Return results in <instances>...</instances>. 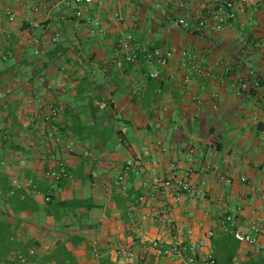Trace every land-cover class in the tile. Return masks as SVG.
Segmentation results:
<instances>
[{"label": "crops", "instance_id": "1", "mask_svg": "<svg viewBox=\"0 0 264 264\" xmlns=\"http://www.w3.org/2000/svg\"><path fill=\"white\" fill-rule=\"evenodd\" d=\"M211 3L93 0L77 17L70 0H0V264H182L144 250L161 237L142 219L152 213L183 240L214 232L197 264H259L264 235L239 244L221 221L230 215L244 230L264 220V0L238 6L221 31ZM179 18L188 26L170 24ZM127 36L175 53L164 68L119 61ZM183 50L201 74L182 65ZM50 107L57 114L44 122ZM171 166L198 194L139 201L146 175ZM60 169L67 176L49 187L44 172ZM121 247L139 259L118 257Z\"/></svg>", "mask_w": 264, "mask_h": 264}, {"label": "built area", "instance_id": "2", "mask_svg": "<svg viewBox=\"0 0 264 264\" xmlns=\"http://www.w3.org/2000/svg\"><path fill=\"white\" fill-rule=\"evenodd\" d=\"M72 3V9L77 17L81 15V11L78 9L81 5H88L92 3L93 0H70ZM253 0H212V3L207 8V14L211 16L214 23V30L221 31L226 23L232 21L236 17V9L238 6L240 8L249 7ZM38 12V9H34ZM8 20H13V15L10 11L7 12ZM173 27H187L188 23L185 19L179 18L170 21ZM37 26V25H36ZM198 26H204V23L200 21ZM38 41L34 40V44ZM175 51L172 49H165L164 47H148L142 44H133L130 37L120 38L116 43V57L119 61H124L130 64L144 65L150 64L155 65L157 68H164L167 63L173 57ZM179 56L182 60V65L188 70L194 68L197 74H201L200 70L197 69L196 56L190 51L183 50L179 52ZM6 55L0 53V62L6 61ZM149 78L159 79L160 74L157 71L151 72ZM183 83L188 84L191 82V77L187 73L183 76ZM241 90L246 91L247 85L242 83ZM57 110L50 107L49 113L43 117L44 122H49L51 118L55 117ZM132 165V161H127L125 164V171L127 172ZM154 165V162H151ZM126 175V174H125ZM66 172L64 169L60 170H49L44 172V179L49 187H53L58 184L63 178H65ZM125 176H120L118 181L121 184V191L126 193L127 186L125 184ZM243 181V179H242ZM13 185L16 188H21V185L17 181H13ZM25 186L35 189L34 185L28 182ZM198 189L192 186L185 178V173L177 174L176 169L171 166L167 174L161 175L157 171L152 170L149 172L148 176L143 183V195L138 199L143 201V199H166L170 196L178 201L183 195L195 196L198 194ZM45 202L50 201L49 194L44 197ZM133 211V206L129 207V213ZM151 217L160 229L161 237L152 240L145 246L144 250H151L153 255L157 258H175L180 259L182 264H197L198 252L203 249L207 240L214 237V232L208 230L204 233V236L197 240H183L181 228L175 226L172 221L166 218L165 214L152 213L147 214L142 217ZM235 221L230 215H226L221 221V227L224 232H226L230 237H232L239 244H245L251 247L258 245V239L261 235H264V220L257 217L250 221L246 228L239 229L234 228ZM166 230L169 233V243L166 242L164 235ZM190 235V231L186 232ZM30 255L33 254V250L28 252ZM116 255L120 258L136 261L139 259V254L128 248H117ZM14 259L20 262H27V259L21 254L17 253ZM212 260L204 262V264H212Z\"/></svg>", "mask_w": 264, "mask_h": 264}, {"label": "trees", "instance_id": "3", "mask_svg": "<svg viewBox=\"0 0 264 264\" xmlns=\"http://www.w3.org/2000/svg\"><path fill=\"white\" fill-rule=\"evenodd\" d=\"M231 260V259H230ZM2 262H6V261H2ZM0 263H1V260H0ZM5 264H9L8 262H6ZM259 264H264V257H261L260 258V262Z\"/></svg>", "mask_w": 264, "mask_h": 264}]
</instances>
